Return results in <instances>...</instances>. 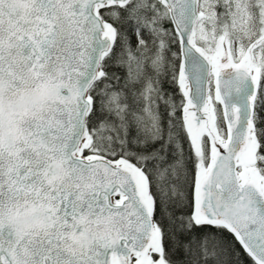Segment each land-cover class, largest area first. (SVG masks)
Returning <instances> with one entry per match:
<instances>
[{
  "label": "snow or ice",
  "instance_id": "1",
  "mask_svg": "<svg viewBox=\"0 0 264 264\" xmlns=\"http://www.w3.org/2000/svg\"><path fill=\"white\" fill-rule=\"evenodd\" d=\"M0 264H264V0H0Z\"/></svg>",
  "mask_w": 264,
  "mask_h": 264
}]
</instances>
